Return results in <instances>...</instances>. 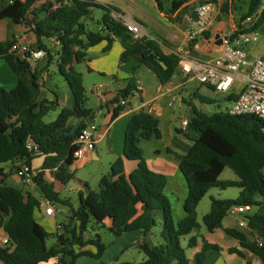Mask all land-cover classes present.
<instances>
[{"label": "trees", "instance_id": "1", "mask_svg": "<svg viewBox=\"0 0 264 264\" xmlns=\"http://www.w3.org/2000/svg\"><path fill=\"white\" fill-rule=\"evenodd\" d=\"M153 1L160 12L176 14L177 18L189 14L198 4L215 2ZM233 1L220 5V13H226L228 9L231 11ZM39 2L40 0H0V20L21 24L30 30L34 38L31 49L45 52L44 69L48 70L54 62L56 74L67 85L68 103L60 108L53 121L44 122V117L57 109L58 101H36L34 86L37 72L34 70L31 81L25 78L24 73L30 69L29 63L10 51L16 38L0 42V58L17 74V84L13 89L0 87V164L22 160L30 163L36 158L31 157L25 149V142L30 138L43 157L41 171L36 175L33 186L49 204L68 207L70 215L60 226L63 231L56 234L54 243L47 247L45 242L49 234L33 216L35 209L39 207L38 200L29 195L25 196L21 190L0 180V228L8 240L5 246L0 245V262L39 264L55 259L54 264H75L81 256L100 260L105 251L100 236L96 234L84 240V234L88 231L90 222L97 227H105L104 221L114 216L117 200L111 174L100 177L96 190L88 191L85 197L79 195L76 208L69 199L60 197L54 191L53 183L43 178L44 172L49 171L55 180L67 185L74 177V172L70 170L75 149L73 142L85 126L82 119L92 112V109L86 107L82 75L76 70V65L85 61L88 48L105 41L104 50H107L112 40L116 39L123 49L119 62L133 60L136 62L132 68L133 74L145 67L160 84H165L177 71V58L164 54L156 39L144 35L134 37L112 17V13L120 12L110 4H98L93 0ZM245 4L246 10L240 15L241 20L264 6V0H246ZM92 7L102 10V15L97 20L99 31H89L83 24ZM262 26L264 7L255 28ZM53 39L59 44L54 45L51 42ZM132 81L133 78H130L129 85ZM128 92L129 90L121 91L112 102L117 104L119 97H125ZM236 97L231 95L225 100L231 101ZM196 98L201 103H213L207 97L196 95ZM121 110L122 106L117 105L113 109L112 117L117 116ZM191 111L186 130H176V134H182L189 141V149L181 155L168 150L186 186V197L182 203L183 217L174 222L169 200L161 185L166 178L150 171L143 158L140 143L152 138L159 139L161 133L158 120L142 109L134 113L123 128L122 153L126 160L137 163V172L141 177L140 193L131 197L129 206H134L141 198H146L149 203L142 206L135 218L117 225L112 234L120 236L138 231L142 234L149 233L155 226L153 212L158 210L162 216V241L152 245L147 240H141L137 247L143 253L144 260L139 264H206L207 251L219 250L216 244L202 239V245L191 262L180 244V239L199 229L196 208L211 188L225 189L235 186L239 188L236 200L211 198L209 211L202 217V222L207 232L211 233L222 229V221L231 208H254L252 214H244L245 228L236 226L222 230L227 237L236 240L242 250L264 264V120L254 115L231 116L224 110L210 115L194 108ZM72 118L80 121L72 123ZM226 167L236 175V182L218 181ZM88 246L93 247L94 251L85 249ZM196 246L197 237L192 235L186 247L193 249ZM229 252L243 257L236 249H230ZM94 264L104 263L100 261ZM246 264L251 263L247 261Z\"/></svg>", "mask_w": 264, "mask_h": 264}, {"label": "crops", "instance_id": "2", "mask_svg": "<svg viewBox=\"0 0 264 264\" xmlns=\"http://www.w3.org/2000/svg\"><path fill=\"white\" fill-rule=\"evenodd\" d=\"M128 1L132 3L131 7L119 6L116 4V2H114V0H107V3L117 8L120 12V15H125L134 23H136L140 27L142 35L156 39L160 43L162 52L164 54L173 56L175 59L177 58V53L180 49H187L190 53V56L196 60L206 61L216 58L219 55L221 49V37L233 32L241 21L239 17L235 19L233 13L230 10L227 15L225 14L226 16H222V13H219L216 15L213 26L207 34L192 43H186L185 31L187 29L188 23L186 21L185 15L182 16L181 21H179L180 18L178 19L177 16H175L176 14L168 15L165 12H160L153 0H144L142 5H135L134 3L136 0ZM146 7H148L149 10H147ZM83 24L86 26L85 22H83ZM99 30L100 26L97 25L95 31ZM262 32H264V30H262ZM216 35H218V37H216ZM12 37L16 38V40L23 38L31 45L34 42L33 35L26 26L21 24H13L7 20H0V42H4L8 38ZM105 45L106 42L102 41L99 44L88 48L86 50L85 61L81 63L84 66L86 73L98 74L100 76L99 81H97L95 84H92L89 87V90H87V93L94 101V106L86 107L88 109H92V112L96 109H100L101 114L98 115L96 119L97 131L95 134L96 143L94 149L91 152L86 153L80 162H73L70 170L73 171L75 165L79 167L104 159L105 157H102L98 151V149H101L104 146H107L108 150L111 151L112 163L109 165L117 204L114 207L113 218L106 219L104 221V228L108 229L112 233V230L117 225L135 218L140 213L142 206L149 203L146 198H141L137 204L132 207L129 206L131 197L139 194L141 190V177L137 172V163L126 160L122 153L123 128L129 118L134 113L143 109L156 118L159 123V120L167 115L168 110L174 105L175 102H178L179 104L181 102H185L184 97L182 96L183 94H187L189 99H196V95L206 97L205 93L207 92H211L213 94L215 93L212 89L202 86L198 82V88L190 86L196 81H186L179 71L178 63L176 73L165 84H160L156 77L145 67H141L135 74H133L132 68L136 65L135 61L128 60L123 63L119 62L120 54L123 51L120 42L116 39H113L109 49L107 50H104ZM15 55L21 59L20 55L17 53H15ZM26 62H28L30 65V69L24 73V76L28 81H31L32 73L35 71L37 72V79L35 80L34 86V88L37 89V91L34 90L36 91V101L39 102L44 99H49L51 101H58V107L66 106L68 103V96L63 92L64 89L61 86L60 88L57 86L59 85V81H57L56 77L60 76L55 72L54 62L49 66L47 70V76L45 74L46 71L44 72V70H42V68H44L45 62L42 63V60ZM130 78H133L131 85H129ZM106 79H111V81H106ZM42 80L43 87H41ZM16 84L17 74L11 71L6 62L0 58V87L6 90H11L16 86ZM125 90H129L128 94L125 96L126 106H122V110L119 112V114L115 117H112L113 109L117 106V104L113 103L112 100L118 96V93ZM60 93L62 95L61 98L59 96ZM231 95L236 96V88H233L231 93L224 96L223 98L225 99ZM78 121H80V119H70V122L72 123H77ZM82 121L86 123L87 117L82 119ZM174 130L175 132L172 129L169 131L170 143H173L175 149L179 150L180 153L171 150V148L170 151L171 153L181 155L189 149L190 143L188 141L185 143L176 137V130L182 131L181 126L174 128ZM42 162V156H38L31 160L30 166L34 173L38 174L41 171ZM15 164V162L5 163L0 166V169L2 170V174H0V180H3L6 185L21 190L25 196L29 195L38 200L39 207L34 211V219L46 230V232L49 234L48 238L53 241V244L55 241V235L61 233V224L65 223L67 221L66 217L70 215L69 208L62 205L57 207L58 204H49L40 195L35 186L25 184L23 180L16 176ZM146 164L150 171L163 175L166 178L165 182H161L163 188L166 186V184H168L170 179L178 178L179 181V176H181V174L178 171L173 157H153L151 160H147ZM3 174H6V176H3ZM43 178L45 181L53 183L54 191L59 195L62 188L67 189V191L72 193L71 196L62 198L69 199L74 208H76V204L78 203V196L82 195L85 197L87 192L91 191L85 182L76 180L75 178L74 180L83 185L84 191L80 186L76 189H71V187H69V183L67 185H62L59 181L52 177L49 171L44 172ZM14 180H17L21 184V187L13 186L11 182ZM183 197L184 196L182 195V203L184 200ZM119 199L123 200V205L127 206V208H122V212L119 208ZM46 205H51L53 209V213L51 215L45 214ZM56 214H59V216L62 218L61 222L55 221ZM153 217L154 219L155 217H160L162 219L161 212L158 210L154 211ZM228 217L231 218L232 222H224L223 219L222 229L237 226L236 217ZM116 218L117 220L114 221ZM222 229H217L211 233L207 232L204 238L207 243L216 244L219 247V250L216 252L219 253L218 257H220L222 264H246L247 261H249L251 264H261L256 257L242 250L236 240L227 237ZM95 233H97L96 229L94 227L91 228V232L87 231L84 234V240H88L92 236H96ZM5 237V233L0 228V239ZM100 239L103 243L101 236ZM143 239L147 240L150 244L155 245L151 240V231L147 234H142L138 231L123 233L120 236H115L109 245L104 244L105 251L101 259L107 252H109V250H112L116 254L113 256V259L115 260L116 257H118V255L122 253L124 249H126V247L130 245H137ZM201 245L202 243L197 241V246L193 248L194 251L188 258L190 261L192 260L193 255L199 250ZM85 249L94 251L93 247L91 246H88ZM230 249H236L240 251L243 254V257H240L235 253H230ZM213 251L214 250L207 251L206 257L208 253H213ZM82 258H89V260H91V262L85 260L82 262V264L95 263V259L87 256H81L76 260L75 264H77ZM54 263L55 259H50L47 262H41L39 264ZM0 264L2 263L0 262Z\"/></svg>", "mask_w": 264, "mask_h": 264}, {"label": "built area", "instance_id": "3", "mask_svg": "<svg viewBox=\"0 0 264 264\" xmlns=\"http://www.w3.org/2000/svg\"><path fill=\"white\" fill-rule=\"evenodd\" d=\"M93 1L98 4H108L107 0ZM262 7L264 6L243 18L233 32L221 37V49L216 58L206 61L196 60L190 56L187 49H180L177 53L179 71L186 81H196L223 97L229 95L232 89L236 88L237 97L232 99L230 106L224 110L231 116L254 115L264 120V50L259 54H254L253 51L258 46L261 38V28H255V26ZM191 11L196 12V19L191 18ZM191 11L185 15L188 23L185 31L186 43H192L210 31L216 15L220 13V3L219 0H215V2L198 4ZM112 17L128 32L132 33L134 37L143 36L140 27L127 16L112 13ZM51 42L54 45L59 44L54 39ZM30 46V43L20 38L13 43L10 51L17 53L22 60L26 61H39L45 58L44 51L33 50ZM117 105L126 106V98L120 97ZM100 114V109H96L87 116L84 128L80 130L73 142V145H75L72 154L73 162H80L86 153L94 149L97 131L96 119ZM188 120V117L181 119L182 131L186 130ZM25 149L31 157L42 155L30 138H27L25 142ZM15 163L16 176L23 180L25 184L33 185L37 174L32 170L30 163L23 160ZM249 208L248 206L233 207L227 215L236 217L237 227L245 228L246 221L240 216L248 213ZM52 213L51 205H46L45 214L51 215ZM7 242V237L0 239V245L2 246H5Z\"/></svg>", "mask_w": 264, "mask_h": 264}, {"label": "rangeland", "instance_id": "4", "mask_svg": "<svg viewBox=\"0 0 264 264\" xmlns=\"http://www.w3.org/2000/svg\"><path fill=\"white\" fill-rule=\"evenodd\" d=\"M43 0H41L42 2ZM148 1V0H147ZM230 0H220V5L223 4H228ZM39 2V3H41ZM109 2V1H108ZM116 4L119 6L125 7V6H130L132 3L128 0H114ZM144 3V0H136L135 5H142ZM246 0H234L232 3V10L231 12L233 13L235 19L238 17L240 18V15L245 12L246 10ZM40 5V4H37ZM147 10L148 7H146ZM229 13V9L226 13H222V16H226ZM226 14V15H225ZM102 15V10L99 7H92L90 8V14L89 17L84 21L86 24V28L89 31H95L97 27L96 21L99 20V18ZM156 16V15H155ZM157 17V16H156ZM180 16V20L181 21ZM179 19V18H178ZM262 50H264V32L261 33V38L258 46L253 50L255 54H259ZM45 62V58H42V63ZM46 76L48 75V71L44 68ZM76 70L82 75V81H83V86L86 90V97H87V102L86 106L87 107H93L94 106V101L90 97V95L87 93V90H89V87L92 84H95L97 81H99L100 76L98 74H89L86 73V70L82 64L76 65ZM41 79V78H40ZM57 81H59V85H57L59 88L60 86L64 89V93L68 96V88L66 83L64 82L63 78L61 77H56ZM106 81H111V79H106ZM193 87L199 86L197 82H193L192 85ZM43 87V80H42V86ZM34 90L37 91L36 88ZM35 91V92H36ZM63 93V95H64ZM206 97L210 98L213 103L211 104H206V103H201L197 98H191L187 97V94H183L182 96L184 97L185 102H181L180 104L178 102H175L174 105L168 110V113L165 117L161 118L159 120V130L161 133V136L159 139L152 138L149 141H142L140 143V147L143 151V158L145 162L147 160H151L153 157H172V155L169 154L168 150H174L177 153H180L179 150L175 149L174 144L170 143V137H169V131L172 129L174 132V128H178L181 126L180 122L183 117H190L192 115L191 109L194 108L198 111H201L205 114H213L214 112L217 111H223L227 107L230 106V101H227L223 98L222 95H217L213 94L211 92L205 93ZM61 98V93L59 94ZM61 106L58 107L56 110L50 111L45 117H44V122H50L53 121ZM176 137L179 138L181 141L187 143V139L183 137L182 134H176ZM189 142V141H188ZM100 148V147H99ZM99 153L101 154L102 157H105L101 161H94L91 164L83 165V166H74L73 172H74V177L73 179L69 182V187L71 189H76L77 187H81V189L84 191V187L82 184H79L76 180H80L86 183L88 188L91 190H96L98 186V181L100 177L104 174H111V169H110V163H112V156H111V151L108 150L107 146L102 147L101 149H98ZM3 164H0L2 166ZM74 178L76 180H74ZM238 179L236 175L233 173V171L226 167L218 177V181L220 182H236ZM13 186L16 187H21V184L17 181L14 180L11 182ZM183 184V186H182ZM164 193L167 196L172 213H173V220L174 222H178L182 217H183V209H182V195L184 196L183 198L186 197V186L184 183V180L182 176H179V181L178 178L170 179L168 184L164 187ZM239 193V188L238 187H228L225 189H221L218 187H213L211 188L206 195L203 196V198L200 200V202L197 205L196 208V221L199 224V229L197 231L192 232L189 235L183 236L180 239V244L181 246L185 249L186 256L189 258L192 253L193 249H189L186 247L187 241L190 236L196 235L197 241L201 242L202 239L205 238L207 230L202 222V217L209 211L210 208V199L214 198L217 200H236L237 196ZM72 193L67 191V189L62 188L60 190V197H68L71 196ZM119 208L120 211L122 212V208L126 207V205H123V200L119 199ZM57 207H60L58 204ZM254 212V208H249L248 214H252ZM241 218L244 217V215L240 216ZM62 218L59 216V214L55 215V221L61 222ZM117 218L114 220L116 221ZM224 222H232L231 218L228 217V215L224 218ZM95 228L99 236L102 237L103 243L109 245V243L114 239V235L106 228L104 227H97L93 222H90L88 225V232H91V228ZM162 230V219L160 217H155V226L151 230V240L154 242V244H160L161 242V233ZM94 234V235H95ZM252 238H254L253 235H251ZM52 240L49 238L46 239V245L47 247L52 244ZM115 248V247H114ZM113 248V249H114ZM112 249V248H111ZM116 254L112 251L109 250L105 254V256L100 259V260H95V263L98 262H103L104 264H116V263H132V264H139L144 260V255L143 253L139 250L137 245H130L126 247L116 257V259H113V256ZM219 253L216 252L215 250L213 253H208L206 257V264H222V261L220 259ZM89 260V258H82L78 261L77 264H82L83 261Z\"/></svg>", "mask_w": 264, "mask_h": 264}, {"label": "water", "instance_id": "5", "mask_svg": "<svg viewBox=\"0 0 264 264\" xmlns=\"http://www.w3.org/2000/svg\"><path fill=\"white\" fill-rule=\"evenodd\" d=\"M190 16H191L192 19H196V12H195V11H191ZM262 30H264V27L261 28V31H262ZM216 37H218V35H216ZM62 231H63V230L61 229V232H62Z\"/></svg>", "mask_w": 264, "mask_h": 264}]
</instances>
